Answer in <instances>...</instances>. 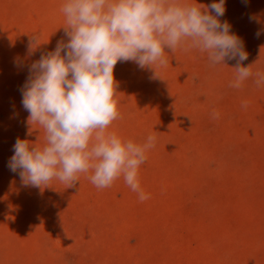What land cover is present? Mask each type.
Wrapping results in <instances>:
<instances>
[{"label":"rangeland","instance_id":"1","mask_svg":"<svg viewBox=\"0 0 264 264\" xmlns=\"http://www.w3.org/2000/svg\"><path fill=\"white\" fill-rule=\"evenodd\" d=\"M64 3L0 0V264H264V84L254 83L264 73V0H225L219 18L243 41L241 66L252 65L240 88L229 87L235 60L211 66L195 49L166 48L165 67L115 65L120 118L108 131L156 137L139 168L143 202L123 176L103 189L91 172L74 188L57 179L35 188L9 170L17 138L45 143L20 88L41 53L67 42Z\"/></svg>","mask_w":264,"mask_h":264},{"label":"clouds","instance_id":"2","mask_svg":"<svg viewBox=\"0 0 264 264\" xmlns=\"http://www.w3.org/2000/svg\"><path fill=\"white\" fill-rule=\"evenodd\" d=\"M61 11L67 42L58 41L54 51L41 53L20 88L27 123L44 130L45 143L41 147L17 138L9 170L35 188L53 179L74 188L80 174L91 172L90 182L103 189L123 176L143 202L150 197L140 186L139 168L156 137L135 143L108 131L120 118L115 65L132 61L141 69H155L168 65L166 48L172 53L178 47L195 49L207 54L211 66L235 60L236 76L229 87L240 88L254 75L252 65L241 66L248 59L243 41L219 19L226 11L225 0L207 6L180 0H65ZM38 45L33 35L29 54ZM255 77L257 87L264 84V73ZM247 106L244 101L242 107ZM212 117L218 119L219 113Z\"/></svg>","mask_w":264,"mask_h":264}]
</instances>
